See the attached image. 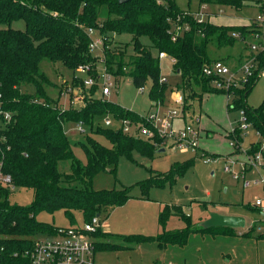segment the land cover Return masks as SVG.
Returning a JSON list of instances; mask_svg holds the SVG:
<instances>
[{
  "label": "trees",
  "instance_id": "obj_1",
  "mask_svg": "<svg viewBox=\"0 0 264 264\" xmlns=\"http://www.w3.org/2000/svg\"><path fill=\"white\" fill-rule=\"evenodd\" d=\"M197 1L231 6L236 10L244 5V0ZM254 2L258 15L264 16V0ZM16 20L24 22L23 29L11 25ZM261 24L256 17L247 24L198 22L175 0H0V167L10 175L14 187L32 190L30 202L20 204L11 200L12 192L8 187L0 186V264H29L35 236L41 232L54 233L57 226L38 220L39 212L53 213L61 209L74 222L78 211L83 221H89L125 203L131 197V186L94 189L91 178L100 170L114 172L120 155L135 161L133 151L151 156L161 147V139L155 132L152 137L143 138L124 133L120 128L94 126L96 116L106 115L149 126L144 114L100 94L97 65L104 67L111 77L129 76L138 88L149 83V99L155 106L163 105L168 87L160 75L158 54L163 52L172 58L174 70L181 77V82L171 89L182 92V111L191 103L192 106L196 101L200 103L205 93H226L230 95L227 111L242 109L246 120L264 141V99L254 107L246 102L247 94L264 70V46L262 41H257ZM174 25H181L182 29L175 33ZM88 29L102 37V53L89 49ZM122 35L127 39L122 41ZM249 36L256 38L255 44L260 45L256 50L244 43L237 56L212 57L209 54L212 41L216 47H221L233 45L236 40L244 42ZM144 38L148 39L147 43ZM249 57H253L255 64L251 75L226 90L216 87V76L205 75L202 70L215 60L236 68ZM44 59L70 68L73 71L70 84L53 83L40 67ZM79 66L86 67L85 76L75 73ZM87 76L93 77L95 83L85 86L83 80ZM26 86L32 89H22ZM48 86H57L59 93L67 92L70 105L60 107L57 100L47 94ZM75 89L80 90L83 98L78 107L71 104V92ZM5 113L8 118H4ZM68 121H81L82 125L89 126L90 133L80 141L85 163L73 153L71 140L64 130V123ZM93 134L103 135L110 146L98 142ZM233 135L240 143L239 130ZM247 150L251 155L260 151L264 158L260 142ZM61 160H70L68 171L59 170ZM192 163L193 158H187L173 162L164 171L148 168L149 176L137 182L139 197L148 198L151 187L171 186ZM171 214L181 217L185 226L164 229ZM158 223L163 229L155 235L114 233L99 227L91 233L95 251L129 248L130 244L147 242L166 249L168 245L184 246L191 232L234 233L228 226L202 227L192 223L180 204L165 203ZM255 229L252 224L251 232L246 235L252 236ZM255 237H264V231L257 232Z\"/></svg>",
  "mask_w": 264,
  "mask_h": 264
},
{
  "label": "rangeland",
  "instance_id": "obj_2",
  "mask_svg": "<svg viewBox=\"0 0 264 264\" xmlns=\"http://www.w3.org/2000/svg\"><path fill=\"white\" fill-rule=\"evenodd\" d=\"M175 1L180 7H189L194 12L213 13L216 7H220L222 13L231 14L223 18V21L227 23H244L250 21L258 13L255 0H244V5L238 10L231 6L212 4H205L203 8L204 4L200 5L197 0ZM11 25L20 29L24 28L22 20L13 21ZM120 37L122 41L127 39L123 35ZM255 39L249 36L244 42L236 40L233 45L221 47H216L215 41H212L209 45V54L212 57L237 56L244 43H255ZM258 40L262 41L264 46L263 38L260 37ZM143 41L147 43L148 39L144 38ZM128 49L130 50V46ZM93 53L99 52L93 51ZM159 62L161 78H164L168 84L163 105L155 106L149 99V83H146L140 90L126 75L110 79V92L104 95V98L140 114L157 112L159 115H164L172 109L178 111L180 107L175 106L171 100L176 91L171 87L180 83L181 77L175 72L170 57L161 56ZM40 67L53 83L58 84L62 81L63 86L70 84L73 71L62 63L44 59ZM100 68L102 66L97 65V73ZM75 73L85 76V72L78 71V69ZM24 88L32 89L31 86L22 87ZM184 91L187 92L188 88ZM47 94L57 100L62 108L70 105L68 93L64 90L59 93L57 86H48ZM229 98L230 95L226 93H205L200 103L196 101L193 106L191 103L189 108L182 111L181 117L186 119V123H190L195 129L198 128L197 146L193 150L160 145L164 147V150L156 151L151 156L133 151L135 161L120 155L115 171L96 172L91 178V186L94 189L131 186V197L125 203L110 208L108 214L106 212L100 215V228L104 231L155 235L163 229L158 223V216L165 203L180 204L184 213L195 224H199L208 217L209 212L215 211L242 214L245 217L244 226L233 228L234 233L232 234L213 235L191 232L187 243L180 247L168 245L166 249H160L155 242H147L130 244L129 248L123 249L97 250L95 264H264V237L256 238L257 230L252 232V236L246 235V232H251L252 224L256 227L264 223L261 220L264 215L260 214L258 209H249L246 206H252L256 197L264 200V187L261 184L244 186L239 164L246 154L251 155L247 150L250 145L254 148L260 142L261 151L264 153V141L252 125L243 130L240 143L228 131L229 122H233L238 114L236 110L227 111L226 104ZM263 99L264 70H261L255 84L247 94L246 102L254 107L259 105ZM71 100V104L75 107L83 103L79 89L72 90ZM147 111L149 112L146 113ZM197 116L198 120H196ZM103 119L104 116H96L94 126L96 124L103 126ZM181 124L180 119L173 120L174 129ZM82 127L84 130L80 131L76 127V122L64 123V130L71 140V148L75 157L85 163L86 156L80 141L84 140L90 130L85 124ZM92 136L101 144L110 146L109 141L103 135L93 134ZM230 140H233V145H230ZM187 158H193V163L182 175L176 177L175 183L171 186L166 184L164 187H151L148 191V198L139 197L140 190L137 182L149 176L148 168L164 171L169 169L173 162ZM69 165L70 160H61L58 168L60 171H68ZM234 172L238 174V178L233 177ZM243 175L245 180L252 181L260 175L264 177V170L251 168ZM10 191L12 192L11 200L20 204H28L32 198L30 189L14 187ZM36 217L40 221L53 223L56 226H82L84 222L78 211L75 214V221L71 222L61 209L53 213L42 211ZM183 226H185L184 220L171 214L165 221L164 229H176ZM47 235L49 233L41 232L35 237Z\"/></svg>",
  "mask_w": 264,
  "mask_h": 264
},
{
  "label": "built area",
  "instance_id": "obj_3",
  "mask_svg": "<svg viewBox=\"0 0 264 264\" xmlns=\"http://www.w3.org/2000/svg\"><path fill=\"white\" fill-rule=\"evenodd\" d=\"M189 12V11H188ZM191 13V12H190ZM198 22H202L203 15L206 13L197 12L191 13ZM257 20L261 21V25L264 23V16L257 15ZM183 28H187L184 25ZM262 28V26H261ZM182 29L181 25H174L172 31L177 33ZM88 33L91 35L89 42V49L93 52L102 53V37L95 34L92 29H88ZM237 36L238 34L233 33ZM175 35L172 36L174 38ZM257 44L251 43V49L256 50ZM165 55L160 52L158 56ZM253 57L247 58L241 65L236 68H231L221 60H215L210 64L203 67V73L205 75H214L215 85L217 88L228 89L230 85H238L239 82L245 81L246 78L251 75L254 68ZM78 71H84L86 67L79 66ZM102 78V81L100 79ZM111 75L106 72L104 67L100 68L97 73V83L100 87L102 96L110 92V79ZM161 80H165L161 78ZM84 85L90 86L95 83L94 78L87 76L84 78ZM139 89H143L139 87ZM173 101L179 106L180 109H172L164 115H159L157 112L144 114L145 122L149 124L132 123L128 119H114L113 117L106 115L103 119V126L109 128H120L124 133L133 134L143 138L152 137L154 132L160 137V145H172L182 150H193L197 146L198 131L190 124L185 123L183 126L176 129L173 128L172 120L175 117H181L183 98L178 94L173 97ZM230 107L232 105L230 104ZM237 118L233 122H229L228 131L232 134L235 130H239L240 136L243 134V130L247 129L251 123L247 122L245 114L242 109L237 110ZM8 113H5L4 118H8ZM196 120H198L196 118ZM76 127L78 130L83 131L82 122L77 121ZM233 140H230V145H233ZM262 159V160H261ZM240 172L243 178V185L249 184H261L264 187V177L259 176L252 181L244 179L243 173L247 168L260 169L264 167L263 156L260 151H257L254 155H247L239 162ZM1 165V164H0ZM233 177L238 178L237 173H233ZM0 186L13 189L14 186L11 183V177L8 173H4L0 167ZM256 205L263 204L262 200L256 199ZM100 227V220L98 216H93L89 221H84L82 226H57L54 233H50L44 237H35L32 250L29 252V264H95V248L91 233L95 232ZM258 230H264V227H257ZM2 247H0V250ZM28 253L27 251L25 252ZM16 264V263H11Z\"/></svg>",
  "mask_w": 264,
  "mask_h": 264
},
{
  "label": "crops",
  "instance_id": "obj_4",
  "mask_svg": "<svg viewBox=\"0 0 264 264\" xmlns=\"http://www.w3.org/2000/svg\"><path fill=\"white\" fill-rule=\"evenodd\" d=\"M177 4V3H176ZM178 5V4H177ZM201 5V4H200ZM179 6V5H178ZM205 4L202 6L203 8H205ZM180 7V6H179ZM181 9H184V10H188L189 12H191V13H197V12H202V11H197V12H194V11H192L189 7L188 8H186V7H180ZM203 13H206V12H203ZM219 14H221V15H219ZM225 15H231V14H224V12L222 13V10H221V8L220 7H216L215 8V10H214V12L213 13H206V15H203L202 17L204 18V20L206 21H210V22H213V23H221V24H247L249 21H247V22H244V23H227V22H224L223 21V18H225ZM257 15H258V13L256 14V16H254V18L255 17H257ZM222 19V20H221ZM226 19H227V17H226ZM261 30V35H260V37H262L263 38V41H264V23H263V25H262V28L260 29ZM163 56H168L167 54H165V55H163ZM161 56H159V58H160ZM168 57H170V56H168ZM222 57H224V56H222ZM170 59H171V61L173 62V60H172V58L170 57ZM228 65V64H227ZM230 67H231V65H229ZM231 68H234V67H231ZM178 94H180V95H182V92H180V91H176L174 94H173V96H172V98H171V100L173 101V97L174 96H176V95H178ZM173 103H174V101H173ZM175 104V103H174ZM176 105V104H175ZM149 111H147L146 113H148ZM145 114V113H144ZM236 117V116H235ZM180 119L181 121H182V124L181 125H178V126H176L177 128L178 127H181V126H183L185 123H186V119H184V118H182V117H175L174 119ZM197 119H199L198 118V116L196 117ZM237 118V117H236ZM236 118H234V119H236ZM173 119V120H174ZM173 120H172V123H173ZM196 130L198 131V128H196ZM257 133V132H256ZM264 167H262L261 168V170H264L263 169ZM251 168L249 167V168H247L246 170H250ZM245 170V171H246ZM252 184V183H251ZM256 199H260V200H262V202H263V204H261V205H256L255 204V201H256ZM252 206H255L256 207V210L258 209L259 210V212H260V214H262V215H264V200L262 199V198H260V197H256L255 198V200H254V204L252 205ZM223 214H235V215H240V216H242L243 218H244V220H245V217L242 215V214H236V213H226V212H222ZM258 219H260V218H258ZM261 220H263L264 221V218L263 219H261ZM244 224H245V222H244ZM244 226V225H243ZM242 227V226H241ZM257 227H261V228H263L264 227V223H262V224H258L257 226H256V229L255 230H257L258 232H263L264 230H258L257 229ZM232 228H235V227H232ZM105 231H107V230H105ZM217 235V234H216ZM219 236H221V235H219Z\"/></svg>",
  "mask_w": 264,
  "mask_h": 264
},
{
  "label": "water",
  "instance_id": "obj_5",
  "mask_svg": "<svg viewBox=\"0 0 264 264\" xmlns=\"http://www.w3.org/2000/svg\"><path fill=\"white\" fill-rule=\"evenodd\" d=\"M120 2L127 0H119ZM164 147H160L157 151H163ZM244 218L240 215L235 214H223L215 211H211L208 217L203 219L199 224L202 227L209 226H228V227H241L244 225Z\"/></svg>",
  "mask_w": 264,
  "mask_h": 264
}]
</instances>
